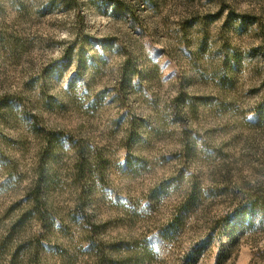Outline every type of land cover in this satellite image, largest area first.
I'll list each match as a JSON object with an SVG mask.
<instances>
[{"label":"rangeland","instance_id":"obj_1","mask_svg":"<svg viewBox=\"0 0 264 264\" xmlns=\"http://www.w3.org/2000/svg\"><path fill=\"white\" fill-rule=\"evenodd\" d=\"M88 238L264 264V0H0V264Z\"/></svg>","mask_w":264,"mask_h":264},{"label":"trees","instance_id":"obj_2","mask_svg":"<svg viewBox=\"0 0 264 264\" xmlns=\"http://www.w3.org/2000/svg\"><path fill=\"white\" fill-rule=\"evenodd\" d=\"M46 145L47 146L49 145L48 140H47ZM43 163H44V161L42 162V164ZM45 164H46V162H45ZM45 164H44V166H45ZM35 183H36V188H37V191L35 192V200H36L37 206L39 207L40 205H43L42 198H43V194H44L43 192L45 191V189L43 188L44 185L42 186V182L36 181ZM87 241L90 242L89 245H91L89 253L93 254L91 264H112L113 263V262H110L111 261L110 257H112V256L109 253V251L106 248H104V244L102 241H95L93 238H91V239L88 238ZM38 254L36 253V257H34L32 252L29 253L28 254L29 256H27L28 257L27 258L28 259L27 264H38V260L40 259ZM15 256L13 259L16 260ZM60 264H65V263H60ZM120 264H128L125 257H123L120 260Z\"/></svg>","mask_w":264,"mask_h":264}]
</instances>
